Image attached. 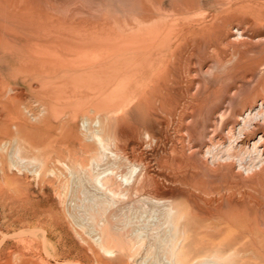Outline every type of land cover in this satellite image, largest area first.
Returning <instances> with one entry per match:
<instances>
[{
	"label": "bare ground",
	"instance_id": "6f19581e",
	"mask_svg": "<svg viewBox=\"0 0 264 264\" xmlns=\"http://www.w3.org/2000/svg\"><path fill=\"white\" fill-rule=\"evenodd\" d=\"M262 3L0 0V79L35 80L55 113L74 106L69 122L87 125L56 158L69 159L59 164L84 195L80 225L101 251L143 264H228L240 251L264 261V42L233 38L246 12L264 23ZM206 55L199 84L192 66ZM242 153L260 166L256 194L232 188Z\"/></svg>",
	"mask_w": 264,
	"mask_h": 264
},
{
	"label": "rangeland",
	"instance_id": "374dc122",
	"mask_svg": "<svg viewBox=\"0 0 264 264\" xmlns=\"http://www.w3.org/2000/svg\"><path fill=\"white\" fill-rule=\"evenodd\" d=\"M261 1L264 4V0ZM208 12L209 9L204 8L195 15L202 17ZM243 15V21L235 20L234 24L240 23L239 26L233 25L236 28L233 29L236 32L233 38L243 30L244 40L264 42V23L253 25L252 12ZM211 65L212 55H206L192 66L199 84L202 83L197 70L205 73ZM238 84L227 82L226 90H231L229 95L235 94ZM0 86V264H143L141 253L138 258H125L116 252L106 254L101 251L85 231L87 229L80 225L83 221L89 226L88 221L78 217L85 210L79 207L85 203L84 195L79 192L81 188L77 195L74 193L71 175L59 164L63 161L69 164V159L56 158L59 150L78 149L76 139L86 133L87 125L81 116L69 122L76 107H61L55 113L49 100L37 89V82L28 77H4L0 79ZM208 88L215 93L225 91L221 86L208 85ZM228 103L226 101L225 106ZM254 159L253 153H242L241 158H234L235 171L240 174V179L232 182L237 195L256 194L259 186L256 177L261 170ZM209 161H212L211 156ZM86 186L90 189L89 185ZM261 239L264 246V239ZM244 243L249 249L248 241ZM236 255H239L238 259ZM236 255L228 264H264L255 251H240Z\"/></svg>",
	"mask_w": 264,
	"mask_h": 264
}]
</instances>
